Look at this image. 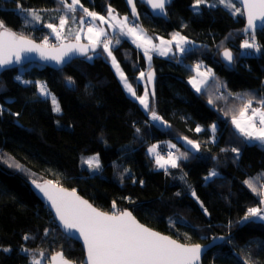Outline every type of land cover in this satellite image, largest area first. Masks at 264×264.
<instances>
[{
    "label": "trees",
    "instance_id": "1",
    "mask_svg": "<svg viewBox=\"0 0 264 264\" xmlns=\"http://www.w3.org/2000/svg\"><path fill=\"white\" fill-rule=\"evenodd\" d=\"M194 2L174 0L165 18L137 2V21L124 0H81L90 11L107 14L110 7L128 15L155 39L170 40L179 33L195 43L183 53L154 54L149 61L119 33L108 35L112 54L137 96H143L145 87L149 91L146 74L155 69L149 108L163 126L127 92L102 47L57 69L34 62L1 73L0 264H31L33 258L46 264L60 251L83 262L82 244L60 229L32 187L33 181L44 180L78 191L104 211L130 210L142 223L183 243L204 244L226 236L205 255L204 264H264V222L256 217L243 220L252 205L264 208V196L245 183L250 180L264 191V142L249 140L231 121L248 100L264 99V29L255 35L260 52L249 53L252 49L241 48L243 37L250 35L243 31V15L204 4L196 13ZM17 4L38 11L41 21L25 23ZM61 7L59 0H0V20L18 34L40 42L49 38L55 45L65 40H56L45 25L58 24L61 13L56 9ZM224 49L235 54L233 67L222 62ZM199 61L216 74L221 96L213 82L200 92L192 88L191 63ZM67 77L74 85L67 84ZM38 80L56 96L60 112L54 111L50 98L40 95ZM213 123L216 132L210 129ZM64 132L70 133L68 140ZM181 137L196 141L199 150L182 144ZM162 140L175 141L178 151L187 155L177 168H159L148 153L151 143ZM92 153H98L102 163L97 173L83 163ZM13 163L21 167L9 166ZM212 170L218 175L205 181ZM173 221H178L175 226Z\"/></svg>",
    "mask_w": 264,
    "mask_h": 264
},
{
    "label": "snow or ice",
    "instance_id": "2",
    "mask_svg": "<svg viewBox=\"0 0 264 264\" xmlns=\"http://www.w3.org/2000/svg\"><path fill=\"white\" fill-rule=\"evenodd\" d=\"M129 2L131 3L132 0H129ZM147 2L153 9L163 12L168 0H147ZM59 3L66 11L57 18L58 24L48 23L45 25L47 28L51 29L52 34H54L55 38L58 40L62 38V30L68 23V14L71 13L73 22H78L83 25L85 24V17H90L92 21L98 20L101 24L107 23L113 29H119L121 35L134 37L135 40L139 42L138 47L144 49V53L149 61H151V56L148 55L149 51H156L160 55H166L171 51V44L175 41L176 45L179 47V51L183 53L185 48L180 45L189 43L187 39L180 36L179 33L174 34L172 40L165 41L160 39L159 44L153 43L154 38L143 32L138 24L130 25L127 16L118 19L117 15L114 14V10L110 7L107 12V17H105L99 15L95 11H90L88 8H85L81 0H71L70 3L69 0H59ZM239 3L242 5L243 11L241 7H237L235 0H212V3H209V0H195L192 7L194 12L199 13L201 11L199 7L201 4L209 8L223 5L231 14L246 15L247 26L243 31L251 35L252 42L245 39L242 47L244 49H254L256 52H259L260 46L256 44L254 34L258 27L264 29V0H239ZM78 7L82 10L83 15L80 17L79 21H76L75 13ZM59 10L60 9H56V11ZM17 11L24 17L25 23L41 21L40 13L34 9H25L17 4ZM133 14H135L134 4ZM82 31H84V29L80 28L75 35L77 43L62 44L60 47H56L55 45H50L47 38H44L42 43L37 44L34 40L29 39L25 35L18 34L11 30L0 20V69L14 62H19L22 59L21 54L26 52H39L44 59L54 60L57 64H63L65 63V56L69 55L71 52L78 51L87 55V50L89 48L94 50L97 47H102L103 51L107 52L108 56L112 58V63L119 73L127 91L143 105L145 110L151 111L152 120L160 121L162 118L154 110L149 108V91L147 87H145L143 96H137L132 85L128 83L127 77H125L119 64L116 62L115 56L112 54L110 47L112 41L102 39V37L107 36L105 29L88 23L87 32L90 41L89 45H82L79 43V32ZM119 42V39L115 41L117 44H119ZM223 56L230 62L233 60V55L229 50H225ZM88 58L91 59V57ZM199 67V65L196 66L197 70ZM198 74L201 76L205 75V73ZM144 76L145 73L141 72L140 78L143 79ZM17 79H20V77H17ZM147 79L149 81L153 79V74L151 72L148 73ZM66 80L69 86L75 83L71 77H67ZM23 82L25 84L33 83L32 81ZM192 82L193 85L196 86L195 79H193ZM197 91H200L198 86ZM39 92L42 96L51 98L54 111H61L55 96H52L45 84H40ZM152 95H155L154 91ZM259 104L260 107L252 108L251 116H247L246 113L252 105V100H248L247 104L240 109L239 118L233 117L232 120L236 128L249 140L255 139L264 141V110H262L264 109V99L260 100ZM3 111V107L0 106V114H2ZM16 115L19 114L16 113ZM256 117H259L260 127L256 126ZM213 130H215V125H213ZM196 131H200V129L197 128ZM188 143L193 144L192 141H188ZM172 147H175V145H172ZM193 147L197 150L199 149V145L193 144ZM156 148L157 146L154 145L149 151L156 154V164L160 168H165L167 170V166L169 165L172 168H177L179 166L177 161L180 157L187 159L185 153H181L180 157L169 153L168 158L165 159L156 152ZM231 151L238 152V149L233 148ZM87 163L95 168H99L100 166L98 157L95 156L89 158ZM9 166L21 167L19 164L15 163ZM217 175L218 173L213 170L204 179L208 181ZM33 183L36 184V187L39 188L51 202L62 227L69 232H78L83 238L87 247V264H198L200 260L203 249L199 244L189 245L179 243L169 236H164L158 232L152 231L142 224H139L131 212L122 211L118 214L109 215L108 213L98 211L89 204L88 201L79 197L74 190L68 191L64 188H57L51 185V182L44 185L38 184L36 181H33ZM141 183L143 182L141 181ZM245 183L253 192L264 196V191H258L252 181L248 180L245 181ZM191 194L193 197H196L194 190ZM177 195H179V193H177ZM197 199L199 198L197 197ZM261 204H264V200H261ZM206 211L205 209V212ZM249 217H256L264 220V208H249L243 220H247ZM177 222L178 221H173V226H175ZM24 239H29V236L25 235ZM4 250L10 251V249ZM21 250L25 252L29 251L26 248ZM41 255H43V253H41ZM50 260L51 264H70L62 252L56 253ZM31 264H41V261L33 258Z\"/></svg>",
    "mask_w": 264,
    "mask_h": 264
},
{
    "label": "rangeland",
    "instance_id": "3",
    "mask_svg": "<svg viewBox=\"0 0 264 264\" xmlns=\"http://www.w3.org/2000/svg\"><path fill=\"white\" fill-rule=\"evenodd\" d=\"M71 2V0L69 1V3ZM209 3H212V0H209ZM238 4V3H237ZM221 6H223V5H221ZM240 6V5H239ZM239 6H237V7H239ZM241 7V6H240ZM79 10H81V9H78L77 8V13L79 14V15H76L75 14V16H76V21H79V19H80V17L83 15V13L82 12H80ZM66 10H64L62 7L60 8V10H59V12L61 13V15H63L64 14V12H65ZM243 11V10H242ZM97 13V12H96ZM99 15H101V16H105V17H107V14H100V13H98ZM114 14H116L117 15V17H118V19H120L121 17H124V16H127L128 17V20H129V23H130V25H135V24H138V23H136L135 21H133V20H131L130 19V17L128 16V15H124V14H120L119 12H117V11H114ZM69 15V20H68V23L65 25V28L62 30V38L61 39H56L55 38V35H54V38L56 39V40H58V41H60V40H65V41H67V40H76L75 39V35H76V33H77V31L80 29V28H83L84 29V31H82V32H79V35H80V40L79 41H82V40H88V32H87V25H88V23H92V24H94V25H96V26H98V27H103L104 29H105V31H106V33H107V36L106 37H103L102 39H108V40H110L109 38H108V35L109 34H116V33H119V35L121 36V37H123V38H126L128 41H130L131 43H133L138 49H140L141 51H143L144 52V49L142 48V47H138V41H136L135 40V38L134 37H132V36H124V35H121V33H120V31H119V29H113L112 27H110L107 23H105V24H101L98 20L97 21H92L91 20V18L90 17H85V24H83V25H81V24H79L78 22H73V20H72V14L71 13H69L68 14ZM132 17V16H131ZM133 18V17H132ZM134 19V18H133ZM134 20H136V19H134ZM139 20V19H138ZM137 20V21H138ZM139 25V28L140 29H142L143 30V32H145L148 36H151V37H153L148 31H146L140 24H138ZM108 29V30H107ZM180 35V34H179ZM180 36H182V35H180ZM182 37H184V36H182ZM72 38V39H71ZM154 38V37H153ZM186 38V37H185ZM48 40H49V38H47ZM67 39V40H66ZM160 39H163V40H165V41H168L169 39H164L163 37H159V39H153V43H156V44H159V42H160ZM187 39V41L189 42V43H187V44H181L180 46L181 47H184L185 48V50H187V49H189V48H192L193 46H195V43L192 41V40H190V39H188V38H186ZM245 39H248L249 40V42H252V37H251V35H248L247 37H243V39H242V41H241V48L244 50V48L242 47V44H243V41L245 40ZM170 40H172V39H170ZM176 52H178V53H181L180 51H179V47L176 45V43H175V41H173V43L171 44V51L170 52H168L166 55H162V56H170V55H174ZM247 52H249V53H255V54H258L259 52H256L254 49H252V50H249V51H247ZM154 54H159L158 52H156V51H149V53H148V55H150V56H152V55H154ZM160 55V54H159ZM114 56V55H113ZM116 58V57H115ZM110 59H111V64L113 65V67L115 68V66H114V64L112 63V58L110 57ZM116 62L118 63V61H117V59H116ZM119 64V63H118ZM197 65H199L200 67H199V69L197 70V68H196V66ZM120 66V65H119ZM191 68H192V70H194V72H195V74L189 79V82H190V84H191V86H192V88L196 91V92H200V91H202L203 90V88L209 83V82H213V83H215V85L218 87V90H217V92L219 91V93H218V95L219 96H221V93H220V91L223 89V87H222V85L216 80V74L212 71V69L208 66V65H206L204 62H202V61H199V62H196V63H191ZM121 69V68H120ZM115 70H116V68H115ZM209 70H210V72H209ZM116 73H117V75H118V77H119V79L121 80V77H120V75H119V73L117 72V70H116ZM198 73H205V75L204 76H201V75H199ZM193 79H195V81H196V86H194L193 85ZM143 81H145V76H144V78L142 79ZM121 82H122V84L124 85V83H123V81L121 80ZM41 83H43V84H45L46 85V82L44 81V80H38L37 81V84H38V91H39V86H40V84ZM145 83H147V81H145ZM47 86V85H46ZM197 86L200 88V91H197ZM125 87V86H124ZM47 89H48V91L52 94V96H55L50 90H49V88L47 87ZM127 90V89H126ZM128 92V91H127ZM40 93V92H39ZM129 93V92H128ZM129 94H131V93H129ZM41 95V94H40ZM42 96V95H41ZM42 97H44V96H42ZM45 98H50V97H45ZM55 98H56V96H55ZM51 99V98H50ZM56 100H57V102L59 103V101H58V99L56 98ZM247 104V103H246ZM59 105H60V103H59ZM53 107H54V105H53ZM260 107V104H259V101H256V100H252V105H251V108H249L248 109V112L246 113V115L247 116H251V112H252V108H259ZM262 110H264V109H262ZM237 118H239V116L237 117ZM232 120H233V118H232ZM231 120V121H232ZM255 120H256V126L257 127H260V125H258L257 124V122L259 121V117H256L255 118ZM234 124V123H233ZM213 125H215V130H213ZM234 126H235V124H234ZM217 127H218V125H217V123H213V124H211L210 125V129H211V131L212 132H216V129H217ZM236 127V126H235ZM203 127H199V129H202ZM239 130V129H238ZM64 138H65V140H68L69 138H70V133H68V132H64ZM179 140L181 141V143L182 144H184L185 146H187V147H189L190 149H192V150H194V151H198L196 148H194L193 147V144H195V145H199L196 141H193V140H190V139H185V138H179ZM255 139H253V140H251V141H254ZM188 141H192L193 142V144H189L188 143ZM157 146V148H156V152L160 155V156H162V157H164L165 159H167L168 158V154L169 153H172L174 156H177V157H180V152L178 151L179 149H177L178 147H179V145H178V143H176L175 141H172V140H162V141H157V142H155V143H151V145H149V147L147 148V151H148V153L151 155V157H153L154 158V160H155V162H156V154H154V153H152V152H150L149 151V149H151L153 146ZM172 145H175V147H172ZM163 147H165V148H167V149H162ZM200 147V146H199ZM163 151H164V153H163ZM98 157V163H99V168H95V167H91L88 163H87V160L89 159V158H91V157ZM184 158L183 157H180L179 159H178V161H177V163L179 164V162L181 161V160H183ZM84 164H86V166H87V168L89 169V171L91 172V173H97V172H99L100 170H101V167H102V163H101V160H100V157H99V154L98 153H92V154H87V156L84 158V162H83ZM94 163H95V161H94ZM170 166V165H169ZM169 166H167V167H169ZM159 167V166H158ZM160 168V167H159ZM213 171V170H212ZM252 207H260L259 205H252L250 208H252ZM113 212H115L114 210H113ZM258 219V218H257ZM258 220H261V219H258ZM263 222H264V220H262Z\"/></svg>",
    "mask_w": 264,
    "mask_h": 264
},
{
    "label": "water",
    "instance_id": "4",
    "mask_svg": "<svg viewBox=\"0 0 264 264\" xmlns=\"http://www.w3.org/2000/svg\"><path fill=\"white\" fill-rule=\"evenodd\" d=\"M124 1H125V3H126V6H127V8H128V11H129L130 15H131L134 19L138 20V19H139V10H138V6H137V2H140V3L144 4V5H146L147 8L150 10V12H151L154 16H157V17H164V18H165V17L167 16V7H168L169 5H171L172 2H173L174 0H168V2H166L165 10H164L163 12H160L159 10L153 9V8L151 7V5L147 2V0H132L131 3L129 2V0H124ZM235 2L238 3V4L241 6V8H242V5L239 3V0H235ZM133 4L135 5V14H133ZM242 10H243V8H242ZM243 16H244V19H245V28H246V26H247V18H246V15H243ZM10 29H11V28H10ZM11 30H13V29H11ZM259 30H263V29L258 27V28L256 29L254 35H256L257 32H258ZM13 31H14V30H13ZM26 37H27V36H26ZM28 38L34 40L37 44L42 43V42H40V41H38V40H36V39H34V38H30V37H28ZM75 43H77V41L73 39V40H67V41L60 42L59 44H55V46H56V47H60L62 44H75ZM79 43L82 44V45H89L90 41H89V40H82V41H79ZM96 49H97V48H95L94 50L91 49V48H89V49L87 50V55L90 54L91 52L95 51ZM225 50H229V49H224L223 51H221V53H220L221 60H222V62H224V63H225L226 65H228L229 67H233V63H234V59H235V54H234L231 50H229V51H231V53H232V55H233V60L230 62V61H228V60L223 56V52H224ZM21 56H22V59H21L19 62H14L13 64H11V65H7V66H5L4 68L0 69V75H1V73H2L3 71H5V70H7V69L18 68V67H21V66H26V65H28V64H30V63H34V62L39 63V64H41V65L49 66V67H51V68H53V69H54V68L57 69V68H59V67H62V66H64V65H66V64H68V63H70V62H72L74 59H77V58H80V57H84V56H86V55H84V54H82V53H80V52H78V51H76V52H71V53H69V55L65 56V58H64V59H65V63H63V64H57V62L54 61V60H46V59H44V58L40 55L39 52H26V53H22ZM149 72H151V73L153 74V79H152L151 81H149V80L147 79V76H148V73H149ZM149 72L146 74V81H147V84H148L149 92L152 94L153 91L155 92V85H156L157 75H156V71H155V69H151ZM158 123H159V122H158ZM159 124H160L161 126L164 125V122L162 121V119L160 120V123H159ZM253 142H264V141L254 140ZM48 182H51V185H54V186L57 187V188H64V189H67L68 191H73V190H74V189H71V188H69V187L63 186V185L58 184L57 182H54V181H51V180L36 181V183L41 184V185L47 184ZM32 187H33V189L35 190L37 196L40 197V199H41V200L47 205V207H48V208L51 210V212L53 213V215H54V217H55V219H56V221H57L58 226L60 227V229H61V230H62V231L68 236V237H71V238L77 240L78 242H80V243L82 244V246H83V248H84V251H85V257H84V260H83V262H82L81 264H87V247H86V245H85V243H84L83 238L79 235L78 232H75V231H73V232H69V231L65 230V229L62 227L61 222L59 221V219H58V217H57V215H56L55 209H54V208L52 207V205H51V202L47 199V197L44 195V193H43L39 188L36 187V184L32 183ZM74 191L76 192V194H77L79 197H81L83 200L88 201V203L91 204V205H92L94 208H96L98 211H101V212H104V213H108L109 215H112V214H118V213L122 212V211H120V212H117V213H116V212L104 211V210L100 209L98 206H96L95 204H93L91 201H89L86 197L80 195V194L78 193V191H76V190H74ZM263 206H264V204H263ZM123 211L131 212L130 210H123ZM131 213H132V212H131ZM132 215H133V217H135L136 221H137L139 224H142L144 227L149 228V229H151L152 231L158 232V233H160L161 235L169 236V237H171L172 239L176 240V241L179 242V243H183V242H181V241L175 239L174 237H172V236L169 235V234H166V233L160 232V231H158V230H155V229H153V228L147 226L146 224L142 223V222H141V221H140V220H139V219H138L133 213H132ZM225 239H226V236L220 235V236H217V237L213 238V239L210 240L208 243H204V244H202V243H184V244H189V245H196V244H199V245L201 246V248L203 249V251L201 252V256H200V260H199L198 264H204V263H203V259H204L205 255H206V254H207L212 248H214V247H216V246L222 244V243L224 242ZM60 252H61V251H60ZM56 253H58V252H56ZM56 253H54L53 255H51L50 258H51L52 256L56 255ZM63 255H64V254H63ZM64 257L70 262V264H78L77 262H75V261H73V260L67 258L65 255H64ZM46 264H51V260L49 259V260L46 262Z\"/></svg>",
    "mask_w": 264,
    "mask_h": 264
},
{
    "label": "crops",
    "instance_id": "5",
    "mask_svg": "<svg viewBox=\"0 0 264 264\" xmlns=\"http://www.w3.org/2000/svg\"><path fill=\"white\" fill-rule=\"evenodd\" d=\"M121 18H123V17H121ZM108 30V29H107ZM103 38V37H102ZM88 40H89V38H88ZM140 80L142 81V79L140 78ZM148 99H149V97H148Z\"/></svg>",
    "mask_w": 264,
    "mask_h": 264
},
{
    "label": "built area",
    "instance_id": "6",
    "mask_svg": "<svg viewBox=\"0 0 264 264\" xmlns=\"http://www.w3.org/2000/svg\"><path fill=\"white\" fill-rule=\"evenodd\" d=\"M257 124L259 125V121L257 122Z\"/></svg>",
    "mask_w": 264,
    "mask_h": 264
},
{
    "label": "bare ground",
    "instance_id": "7",
    "mask_svg": "<svg viewBox=\"0 0 264 264\" xmlns=\"http://www.w3.org/2000/svg\"><path fill=\"white\" fill-rule=\"evenodd\" d=\"M124 73V72H123ZM129 83V82H128ZM130 84V83H129Z\"/></svg>",
    "mask_w": 264,
    "mask_h": 264
}]
</instances>
